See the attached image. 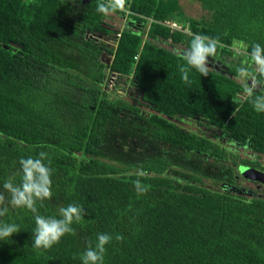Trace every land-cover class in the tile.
Listing matches in <instances>:
<instances>
[{"label":"trees","instance_id":"1","mask_svg":"<svg viewBox=\"0 0 264 264\" xmlns=\"http://www.w3.org/2000/svg\"><path fill=\"white\" fill-rule=\"evenodd\" d=\"M196 1L206 13L184 15L177 0H127L115 26L96 12L99 0H0V186L18 185L20 158L44 151L52 196L37 202L39 214L70 203L85 210L74 234L37 250L33 214L9 205L0 220L21 230L0 241V264H82L98 233L113 236L104 264H264V194L218 184L231 179L222 159L236 153L172 119L196 117L264 153V113L238 95L236 78L251 45L264 46V0ZM193 34L217 41L213 59L223 68L209 65L206 77L190 70L185 83L181 52L153 40L187 48ZM109 70L131 99L106 90ZM114 128L168 151L106 141Z\"/></svg>","mask_w":264,"mask_h":264},{"label":"clouds","instance_id":"2","mask_svg":"<svg viewBox=\"0 0 264 264\" xmlns=\"http://www.w3.org/2000/svg\"><path fill=\"white\" fill-rule=\"evenodd\" d=\"M127 0H99L96 12L107 17L110 14L126 11ZM217 41L211 37L193 34L189 46L181 53L180 58L185 62L180 65L179 71L185 83L189 80V71L196 70L201 76L209 75V58L215 56ZM240 55V51L236 50ZM248 60L237 68V79L244 82V91L247 99L257 113H264V46L256 42L251 45V50L246 53ZM252 69V71L249 70ZM251 80V84H249ZM259 95H253L257 90ZM45 161H48L47 163ZM48 154L44 151L36 157L20 158L19 175L20 183L14 184L12 179L5 180L0 186V217L7 215L9 205L12 208H23L34 216L35 228L32 232L33 247L37 250L50 249L59 243L65 234H74V223L79 224L84 218V207L77 203H70L61 207L58 215L46 217L38 212L37 202L43 205L45 200L52 196V168ZM146 173L141 170L138 177ZM138 194H144L147 188L140 179L134 182ZM5 192L8 196H5ZM16 223H6L0 220V241H7L14 233L20 231ZM113 239L108 233H98L95 247L89 246L81 255L82 264H104L106 245ZM117 241L123 237L115 235Z\"/></svg>","mask_w":264,"mask_h":264},{"label":"rangeland","instance_id":"3","mask_svg":"<svg viewBox=\"0 0 264 264\" xmlns=\"http://www.w3.org/2000/svg\"><path fill=\"white\" fill-rule=\"evenodd\" d=\"M177 1L180 5L184 15L198 16V15L206 13V10L201 8L196 0H177ZM105 19H106V21L111 22L115 26H118L122 21H124L123 16H121V14L119 15V13L110 14V16L105 17ZM153 41H157L166 47L172 48L171 44H168L164 40L158 39V40H153ZM175 50H177V49H175ZM236 50H239L241 53V47L239 46V43L237 44V42L235 43V51ZM117 84H121V82L117 81V79H115L113 84L111 83L109 86L107 85L105 88L107 91L110 88H112L113 89L112 92L114 91L115 93H119L121 95L124 94V96L127 99H131V97L125 92L123 87H121V85L117 86ZM249 84H251V80L249 81ZM139 108L142 109L144 112L150 109L148 105L143 104V103L139 104ZM175 121L178 122L181 126H183L185 128L192 129V130H195L197 132L204 133V134H207L210 130L212 131L213 128H215L209 124H206L205 122H203V120L198 119V118H193V117L177 118V119H175ZM116 127H118V126H116ZM215 130L218 131V128H215ZM110 135L111 136L108 135V137L106 139V141L109 140L108 142H110L111 140H114V142L120 141V140H121V142H125V143L130 142V144H132V146H134L137 149V146L139 148V144H140L138 142L144 141L145 145L147 147V150L155 148V149L160 150V151H165V153H166V151H168V148H167L168 145L159 139H151L150 138V139H146V140H140V139H142V136L138 137L134 132H130V135H132V136H130V135L128 136V134L122 132L121 128L112 129ZM224 138H226V137H224ZM125 143H123L122 145L125 146ZM225 144H227V143H225ZM105 146H106V143L103 144V147L105 149H108V150L110 149V146H107V147H105ZM231 149H232V151H240V152L242 151V148L240 146H236V148H234L232 145ZM244 150H247L248 152H250L251 157L255 158L256 160H259L260 162H262L264 164V153H254V152L250 151L248 148H246ZM254 163H255V165L259 166V164L257 162H254ZM263 164L260 166L264 167ZM201 179L204 183L206 182L207 184H213L212 180H210V178H208L206 176H202ZM248 183L251 184V181H248ZM257 191H260L261 193L264 192V185H261L257 189Z\"/></svg>","mask_w":264,"mask_h":264},{"label":"flooded vegetation","instance_id":"4","mask_svg":"<svg viewBox=\"0 0 264 264\" xmlns=\"http://www.w3.org/2000/svg\"><path fill=\"white\" fill-rule=\"evenodd\" d=\"M172 48L173 49H176V47H173V46H172ZM185 49L186 48H184V47L183 48H178L177 47V50L179 52H181V53ZM215 59H217V58L214 57V60ZM209 65L215 67V65H213L212 60L209 61ZM118 80L119 79H117V81ZM120 82H121V84H124V80L123 79H121ZM242 84L244 86V82H242ZM117 85H120V84H117ZM129 88L130 87H129L128 83H127V88L124 89L126 93H128ZM122 95H124V94H122ZM180 118H182V117H180ZM186 118H189V117H186ZM193 118H196V117H193ZM172 119H174V121H175V119H177V118L176 117H173ZM207 134L210 135V137L213 140H217L218 142L220 141L219 143L222 144L225 147H229L230 148V146L232 147V145H233L234 148H236V146H240L242 148V151H241L242 153L240 151H234L236 153V157H234V159L231 157V155H227V156H225V158L222 159L225 164H230V166H231V171H230V173H231V179L230 180H226L225 178H221V179H219V181L217 183L220 184L223 188L236 191L237 193H242V194H264V192L261 193L260 191H257V189L261 185H264V182L263 181L257 180V179H254V178H250V177H247V176H244L241 173V171L239 170V166H241V165L253 166V167L258 168L260 170H264V167L260 166L263 163L260 162L259 160H256L255 158L251 157L250 156V152H248L247 150H244V149H246L245 145H243V144L234 145L226 137V135H224V134L219 135L220 134V130L219 129H218V131H216L215 128H213V130L212 131L210 130ZM224 137H226V138H224ZM225 143H227V144H225ZM240 158L242 160H245V161H241ZM254 162H257L259 164V166L255 165ZM225 173H223V174H225ZM260 176L261 177H264L263 174H260ZM248 181H251V184L248 183ZM205 184H207V183L205 182ZM207 185H209V184H207Z\"/></svg>","mask_w":264,"mask_h":264},{"label":"water","instance_id":"5","mask_svg":"<svg viewBox=\"0 0 264 264\" xmlns=\"http://www.w3.org/2000/svg\"><path fill=\"white\" fill-rule=\"evenodd\" d=\"M212 60L213 65H215L216 68H223V64L220 63L218 59H213L212 57L209 58V61ZM239 170L244 176L254 178L257 180H261L264 182V177H261L260 174L264 175V170H260L258 168H255L253 166L248 165H241L239 166Z\"/></svg>","mask_w":264,"mask_h":264},{"label":"built area","instance_id":"6","mask_svg":"<svg viewBox=\"0 0 264 264\" xmlns=\"http://www.w3.org/2000/svg\"><path fill=\"white\" fill-rule=\"evenodd\" d=\"M173 24H175L173 21H172ZM104 40H107V38H104ZM118 77V73L114 70H109L108 71V74H107V78H106V85H110L111 83L113 84L114 83V80ZM112 89V88H110ZM245 93L244 89H239L238 90V95L239 96H243Z\"/></svg>","mask_w":264,"mask_h":264},{"label":"crops","instance_id":"7","mask_svg":"<svg viewBox=\"0 0 264 264\" xmlns=\"http://www.w3.org/2000/svg\"><path fill=\"white\" fill-rule=\"evenodd\" d=\"M174 47H176V49H177L178 45H176ZM178 48H183V47H178ZM120 85H121V87H123L124 84H120ZM117 86H119V85H117Z\"/></svg>","mask_w":264,"mask_h":264}]
</instances>
